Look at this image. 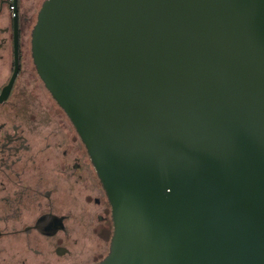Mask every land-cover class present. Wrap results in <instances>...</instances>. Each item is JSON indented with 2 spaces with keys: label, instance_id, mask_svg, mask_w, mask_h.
<instances>
[{
  "label": "water",
  "instance_id": "1",
  "mask_svg": "<svg viewBox=\"0 0 264 264\" xmlns=\"http://www.w3.org/2000/svg\"><path fill=\"white\" fill-rule=\"evenodd\" d=\"M32 55L111 204L97 264H264V0H44Z\"/></svg>",
  "mask_w": 264,
  "mask_h": 264
},
{
  "label": "flooded vegetation",
  "instance_id": "2",
  "mask_svg": "<svg viewBox=\"0 0 264 264\" xmlns=\"http://www.w3.org/2000/svg\"><path fill=\"white\" fill-rule=\"evenodd\" d=\"M44 0H0V264H97L111 204L70 117L38 74Z\"/></svg>",
  "mask_w": 264,
  "mask_h": 264
}]
</instances>
